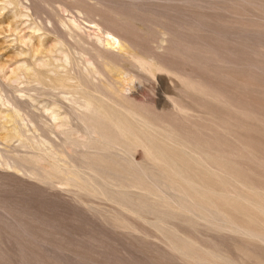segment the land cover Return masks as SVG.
Returning <instances> with one entry per match:
<instances>
[{"label":"rangeland","instance_id":"rangeland-1","mask_svg":"<svg viewBox=\"0 0 264 264\" xmlns=\"http://www.w3.org/2000/svg\"><path fill=\"white\" fill-rule=\"evenodd\" d=\"M55 1L0 0V264H264V0ZM78 7L181 75L136 90L161 161L115 147L114 171L65 141L72 108L36 76L66 70L58 14L94 33Z\"/></svg>","mask_w":264,"mask_h":264},{"label":"bare ground","instance_id":"bare-ground-1","mask_svg":"<svg viewBox=\"0 0 264 264\" xmlns=\"http://www.w3.org/2000/svg\"><path fill=\"white\" fill-rule=\"evenodd\" d=\"M55 2L65 4L59 0ZM79 10L86 14V20L92 23L94 33L80 34L74 28L78 27V23L73 20L68 23L58 14L61 25L68 28L65 34L73 40V43L69 42L73 50L67 47L64 41L62 45L66 49H60L63 53L62 69H66L65 74L57 70L60 66L58 65L50 70L53 74L36 76V81L44 86L37 88L48 89V95L51 96L55 95V91L59 92L72 108V114L66 113L65 120L60 125L68 127L62 131L65 141L76 147L93 149L94 151H73L90 160V165L96 164L114 171L115 147L133 155L137 147L142 146L149 159L161 161L165 148L162 142L172 140L161 132L167 121L148 108L146 103L138 98L136 90H140L139 85L143 88L151 77H161L157 74L159 70L166 69L178 77L181 75L158 62L153 56L141 55L132 50L127 41L113 31L110 23H104L97 14L80 8ZM170 93L174 95L171 97L173 106L177 105L182 111L191 109V104L179 102L177 93ZM44 107L47 109L48 105ZM50 115L57 119L60 113L53 109ZM55 127H58L57 123L52 126ZM78 132L82 133V139L75 136ZM13 137L16 136L12 134L3 139ZM23 159L28 161L27 158ZM50 170H45L42 176L50 178L64 172L57 164ZM29 171L34 173L33 168ZM64 174L68 179V173Z\"/></svg>","mask_w":264,"mask_h":264}]
</instances>
